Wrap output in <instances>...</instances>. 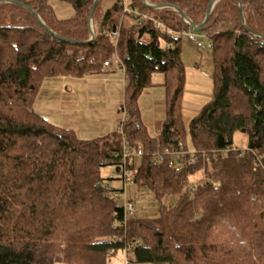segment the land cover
<instances>
[{"label": "trees", "instance_id": "obj_1", "mask_svg": "<svg viewBox=\"0 0 264 264\" xmlns=\"http://www.w3.org/2000/svg\"><path fill=\"white\" fill-rule=\"evenodd\" d=\"M14 1L52 32L83 43L59 40L25 9L0 2V264H107L119 252L124 264H264V0H239L245 27L256 35L242 26L236 0L212 7L200 31L212 45L213 93L187 127L182 41L167 32L185 28L178 12L130 0V8L161 21L155 30L122 14L119 0L105 11L99 0L94 39L85 43L94 0H66L73 16L65 20L47 0ZM148 1L177 7L198 26L211 0ZM115 27L113 47L103 33ZM116 59L128 79L113 133L80 140L34 111L45 78L112 73L120 69ZM157 74L165 119L150 136L138 99ZM236 132L247 136L243 150L233 146ZM124 147L141 148L124 167L139 190L159 200L154 219L124 217L122 186L112 184L121 181ZM179 148L194 158L191 166L164 153ZM170 160L182 170L174 172ZM169 196L170 205L160 203Z\"/></svg>", "mask_w": 264, "mask_h": 264}, {"label": "crops", "instance_id": "obj_2", "mask_svg": "<svg viewBox=\"0 0 264 264\" xmlns=\"http://www.w3.org/2000/svg\"><path fill=\"white\" fill-rule=\"evenodd\" d=\"M195 64L194 60V66L197 67L198 65ZM154 77L151 87L144 89L138 99L140 118L150 136L159 133L165 119L166 91L163 80H158V74ZM124 87L125 81L121 69L81 78L48 77L44 79L38 90L33 109L50 124L72 131L78 139L95 140L116 130ZM187 95L191 96V91L183 90L182 97ZM205 98L207 103L211 97L205 96ZM203 106H192L183 101L181 109L191 108L198 113ZM112 184L116 187L120 185L116 182ZM134 187L132 182L128 184L125 190L127 197L128 193H136L133 192Z\"/></svg>", "mask_w": 264, "mask_h": 264}, {"label": "rangeland", "instance_id": "obj_3", "mask_svg": "<svg viewBox=\"0 0 264 264\" xmlns=\"http://www.w3.org/2000/svg\"><path fill=\"white\" fill-rule=\"evenodd\" d=\"M127 3H130V0H126ZM117 0H101L100 7L102 10L111 9ZM49 7L51 8L53 15L58 20L69 19L73 16V7L66 0H47ZM90 27L92 31L94 30L93 20H91ZM216 32V31H215ZM199 40L203 43L204 46L207 45L208 39L202 34L201 31L194 32ZM181 53H183V62H184V85L183 90L191 91V96L187 95L182 97L181 104L188 103L192 106H203L206 103L207 99L205 96H212L213 93V83L211 80L212 75V65L210 59V53L206 48H196L187 43H181ZM195 65L194 66V60ZM155 76V75H154ZM155 78V77H154ZM158 80H163V76L158 74ZM187 106V105H185ZM191 108L181 109V120L185 127H187L190 119L197 113L194 112ZM233 146L238 149H245L247 146V136L244 133L236 132L232 138ZM253 167L256 168V164L252 163ZM258 165V164H257ZM260 166V165H258ZM111 169L109 167L102 169L101 174L103 176L110 177ZM196 178V177H195ZM119 185V183H117ZM188 190V188H187ZM129 194L128 198H133L132 203L135 207V219H154L158 215V199L154 197L153 194H148L139 190L135 185L133 192ZM173 197V198H172ZM165 197L160 201L164 205H170L174 201L175 196ZM196 217L199 218V212L196 214ZM129 257V255H128ZM126 257L120 252L111 256L107 264H124ZM65 264V263H59Z\"/></svg>", "mask_w": 264, "mask_h": 264}, {"label": "built area", "instance_id": "obj_4", "mask_svg": "<svg viewBox=\"0 0 264 264\" xmlns=\"http://www.w3.org/2000/svg\"><path fill=\"white\" fill-rule=\"evenodd\" d=\"M118 3L122 9V14H132V15L139 18L137 20L139 25H143L146 22L151 21L154 25L155 30L163 29V25H162L160 20L152 18V17L145 15V14L138 13L136 11V9H132L127 5L126 0H119ZM141 3L143 5H145L146 7L152 5L147 0H141ZM184 24H185V28H183L179 32H174V31H171L169 29H167V32L170 35L177 36V38H179L182 42L192 44L196 48H199V49L206 48L208 50L211 49L212 45L210 42L207 43L206 46H204L203 43L199 40V37L191 30V28L188 26V24L185 21H184ZM103 35L108 39L110 45L115 47L117 44L118 38H119V27H115L113 29L107 30L103 33ZM116 61L119 65L120 69L122 70L124 81H127L128 78L124 73V70H123V67H122L120 61L118 59H116ZM104 66L107 67L108 62H105ZM177 152H179V153H177ZM164 153L166 155H169V156H175L177 154L182 155V157L184 159V163L186 166H191L194 163V158L192 156H190L188 152L183 151L182 148H179V151L165 150ZM141 155H142V151H141L140 147H138L137 151L134 153H131L126 147H124L123 158L121 160L122 169L119 167V170H121V174H122L121 181H120V185L122 186V189H123V193L121 196V203L123 206V213H124L125 218H131V217L135 216V207H134L133 203L129 201V199L127 198V194L125 192L128 184L131 182L130 178H129V173L124 167L125 160L128 156L139 157ZM157 157L160 158V160H162L161 155H158ZM168 164H169V166H171L173 168L174 172H180L183 168L182 165L174 164L171 160L168 162Z\"/></svg>", "mask_w": 264, "mask_h": 264}, {"label": "water", "instance_id": "obj_5", "mask_svg": "<svg viewBox=\"0 0 264 264\" xmlns=\"http://www.w3.org/2000/svg\"><path fill=\"white\" fill-rule=\"evenodd\" d=\"M99 0H94L93 1V4L91 6V9H90V13H89V33H90V39L85 42V43H89L90 41H92L94 39V34H93V31L90 27V23H91V20H92V16H93V13L95 11V8L97 6V3H98ZM219 1V0H211L208 4V7H207V10H206V14H205V18L203 20V22L196 26L194 25L191 21H189L185 14L183 13V11H181L180 9H178L177 7H174V6H171V5H151V6H147L149 8H152V9H160V8H169V9H173L174 11L178 12L180 14V16L183 18V20L188 24V26L192 29L193 32H199L201 30V28L203 27L204 23L206 22L211 10H212V7L214 6V4ZM0 2H5V3H11V4H14V5H17L23 9H25L26 11H28L30 14H32L34 16V18L36 19V21L42 26V28L50 33L51 35H53L55 38L59 39V40H62V41H65V42H70V43H83V42H76V41H72V40H69V39H66V38H63L59 35H57L56 33L52 32L48 27H46L44 25V23L40 20V18L38 17V15L36 14V12L34 10H32L31 8L27 7L26 5L18 2V1H14V0H0ZM236 2L238 3V7H239V15H240V20H241V23H242V26L245 28V30L250 33V34H253V35H256L253 31L249 30L248 28L245 27V24H244V19H243V16H242V4L240 3L239 0H236ZM260 36V35H258ZM262 38H264V36H260Z\"/></svg>", "mask_w": 264, "mask_h": 264}]
</instances>
